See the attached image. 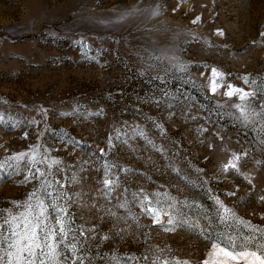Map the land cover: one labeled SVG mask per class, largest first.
Here are the masks:
<instances>
[{"label": "rangeland", "instance_id": "1", "mask_svg": "<svg viewBox=\"0 0 264 264\" xmlns=\"http://www.w3.org/2000/svg\"><path fill=\"white\" fill-rule=\"evenodd\" d=\"M133 4L145 11L121 25L101 23ZM262 32L264 0H0V162L27 151L43 133L39 143L94 192L107 160L116 165L112 178H120L111 204L100 197V212L71 207L77 224L96 225L93 264H126L131 254L151 259L158 248L197 264L211 244L186 224L174 231L153 225L132 194L142 188L205 207L219 196L239 217L264 227V145L234 120L238 97L224 95L231 84L264 99ZM243 152L240 171L225 173L232 153ZM22 179L6 166L0 171V209L32 190L17 183ZM125 197L129 211L117 207ZM108 208L117 216L107 215ZM183 212L195 221V212Z\"/></svg>", "mask_w": 264, "mask_h": 264}, {"label": "snow or ice", "instance_id": "2", "mask_svg": "<svg viewBox=\"0 0 264 264\" xmlns=\"http://www.w3.org/2000/svg\"><path fill=\"white\" fill-rule=\"evenodd\" d=\"M144 11L133 4L118 11L114 19L101 23L121 25L126 23L129 17ZM156 14L155 9L150 11V16ZM199 19L200 17L197 16L192 23H196ZM136 30L139 31L138 28ZM217 33L223 35L219 29ZM261 36H264V32ZM125 42L131 43V40ZM180 69L183 70V65H180ZM218 75L220 74L213 68L212 77ZM243 79L247 84L248 78ZM216 90L213 79L210 91L215 93ZM224 95L229 98L234 95L238 97L239 102L231 105L239 113L232 114L234 120L244 128L251 127L259 144L264 145V99L256 90L245 91L231 84L228 85ZM256 102H259V107L255 106ZM35 122L39 123V121ZM137 134L143 136L142 132ZM41 135L43 133L37 136L38 143L29 145L27 151L13 152L0 162V171H4L6 166L9 174L19 176L23 173V179L17 183L32 185V190L27 192L23 201H10L12 207L0 209V264H93L89 241L95 239L96 225L87 228L83 223L77 224L76 214L71 211V207L79 203L89 211L95 209L100 212L104 209V205L98 203L100 197H104L110 205L112 194L120 186L118 173L115 174V179L112 178L114 175L112 168L116 165H110L105 160L103 176L95 180L97 187L94 192L85 191L82 185L84 178L76 172H72L69 176L71 166L64 165L62 160L50 154L52 149L39 143ZM24 136L27 138L28 133L25 132ZM119 138L120 133L117 132L116 139ZM107 144L108 151H111L112 136H109ZM208 146L214 147L211 143ZM99 155L100 157L107 155L104 148L99 149ZM246 155L247 152L232 153L227 163L223 164L222 170L225 173L231 170L239 172V161ZM119 171L124 172L127 169L120 168ZM248 184L252 185L251 179L248 180ZM72 185H81V187L79 190H74L71 189ZM124 191L127 192L126 187ZM132 195L141 214L150 217L152 224L159 225L164 231H174L180 224L198 230V234L203 236L211 247L205 258L198 260L197 264H264V227L239 217L219 196H211L213 203L205 207L195 200L189 202L185 198L184 201H178L167 193H164L162 198L161 193H148L142 188ZM226 195L231 197L236 196L237 193L227 192ZM89 196L92 197L90 204L87 203ZM259 200L264 203V195H261ZM130 203L125 197L117 207L129 211ZM183 208H187L189 214L195 212V221L186 218ZM107 215L116 217L117 213L108 208ZM108 238L105 234L100 240ZM141 260L143 264H191L190 260L170 256L165 254L164 249L159 248L151 254V259L148 253L142 257H137L135 254L125 257L126 264H140ZM117 264H120L119 260Z\"/></svg>", "mask_w": 264, "mask_h": 264}]
</instances>
